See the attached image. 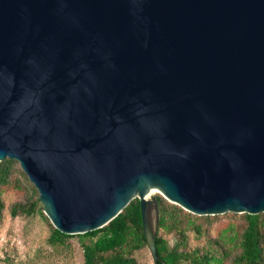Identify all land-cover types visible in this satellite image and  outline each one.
<instances>
[{"label":"water","instance_id":"95a60500","mask_svg":"<svg viewBox=\"0 0 264 264\" xmlns=\"http://www.w3.org/2000/svg\"><path fill=\"white\" fill-rule=\"evenodd\" d=\"M66 235L139 199L264 213V0H0V162Z\"/></svg>","mask_w":264,"mask_h":264},{"label":"trees","instance_id":"16d2710c","mask_svg":"<svg viewBox=\"0 0 264 264\" xmlns=\"http://www.w3.org/2000/svg\"><path fill=\"white\" fill-rule=\"evenodd\" d=\"M24 182L30 185L32 194L27 201L13 204L11 215L43 216L52 229L49 243L53 247H68L69 242L77 238L84 252L85 264H139L136 253L148 247L139 199L133 200L102 229L81 235H66L52 225L37 188L20 162L14 159L0 162V212L6 206L5 194L12 188H22ZM157 199L160 206L157 232L160 264H264V213L225 214L230 220L218 227L217 237L214 238L205 226L213 224L218 216L194 215L171 204L161 195ZM190 233L198 240L206 237V246H192ZM169 235L175 236L174 245L170 243Z\"/></svg>","mask_w":264,"mask_h":264},{"label":"rangeland","instance_id":"374dc122","mask_svg":"<svg viewBox=\"0 0 264 264\" xmlns=\"http://www.w3.org/2000/svg\"><path fill=\"white\" fill-rule=\"evenodd\" d=\"M21 179L24 181L23 177ZM31 194L30 185L24 182L22 188H12L4 196L6 206L0 212V264H85L84 252L77 238L72 239L68 247L55 248L49 243L52 229L43 216L36 214L33 217H13L11 215V206L27 201ZM159 195L160 192H156L150 199ZM224 215H218L219 218L213 224L205 226L214 238L217 237L218 227L230 220ZM158 229L159 225L157 232ZM160 233L162 234L161 231ZM168 239L172 245L176 242L174 235H169ZM190 243L192 246H206L207 238L202 237L198 240L193 233H190ZM136 257L139 264H154L148 247L136 253Z\"/></svg>","mask_w":264,"mask_h":264},{"label":"bare ground","instance_id":"6f19581e","mask_svg":"<svg viewBox=\"0 0 264 264\" xmlns=\"http://www.w3.org/2000/svg\"><path fill=\"white\" fill-rule=\"evenodd\" d=\"M156 192L151 191L149 194V197H151L153 194H155Z\"/></svg>","mask_w":264,"mask_h":264}]
</instances>
